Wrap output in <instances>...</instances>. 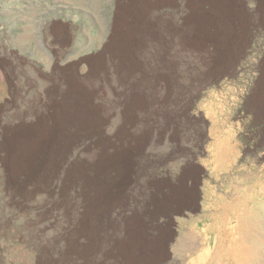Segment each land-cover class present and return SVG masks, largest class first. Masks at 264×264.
I'll use <instances>...</instances> for the list:
<instances>
[{
  "label": "bare ground",
  "instance_id": "6f19581e",
  "mask_svg": "<svg viewBox=\"0 0 264 264\" xmlns=\"http://www.w3.org/2000/svg\"><path fill=\"white\" fill-rule=\"evenodd\" d=\"M171 1L120 0L108 44L86 73L66 68L46 96L28 101L24 110L0 105V253L3 242L12 241L36 253L33 264H147L162 250L163 237L152 226L151 210L186 190L177 181L179 190H151L150 210L128 205L115 210L120 176L126 169L138 173L145 166L136 146L141 133L133 129L125 141L111 145L107 127L122 110L133 124L154 125L169 118L190 88L193 92L203 86L202 76L216 64L210 49L174 34L169 14L158 21L159 7L173 8ZM191 1L196 9L184 7L190 34L196 28L215 38L217 7L205 12V0ZM11 71L1 68L0 83H18ZM14 94L13 102L22 99L18 90ZM7 115L13 117L4 122ZM151 129L146 135L156 137ZM253 190L255 209L264 191ZM9 213L33 218L15 232ZM256 244L243 251L237 246L233 259L241 262Z\"/></svg>",
  "mask_w": 264,
  "mask_h": 264
},
{
  "label": "rangeland",
  "instance_id": "374dc122",
  "mask_svg": "<svg viewBox=\"0 0 264 264\" xmlns=\"http://www.w3.org/2000/svg\"><path fill=\"white\" fill-rule=\"evenodd\" d=\"M205 1L203 11L217 7L219 14V1ZM119 2L0 0V72L1 68H10L18 81L0 83V105L12 104L24 110L28 101L46 96L55 77L66 68L86 73L108 44ZM191 3L171 1L182 16L174 29L185 38L191 37L194 44L210 49L216 64L202 76L203 86L193 92L190 88L183 101L169 112V118L158 120V124H133L126 110L115 112L120 116L113 117L107 127L111 145L125 141L137 129L142 137L138 135L136 146L145 167L138 173L133 169L123 172L116 187L121 193L115 190L113 204L115 210L127 205L150 210L151 190H179L180 181L186 193L151 210L152 226L158 227L164 243L147 264H264V192L257 197L261 206H252L253 189L264 191V97L259 96L264 82L257 81L263 76L246 80L254 77L257 67L243 64L239 71L245 80L219 82V25L215 26V38L196 28L194 35L190 34L184 7L192 12L196 7ZM173 8L159 7L158 21L170 16ZM252 54L242 59L247 62ZM15 88L22 102H13ZM11 117L7 115L4 122ZM150 128L156 137L146 135ZM2 202L0 193V206ZM8 215L13 218L11 228L15 232L21 230L25 219L33 218L32 214L25 219L14 213ZM254 241L255 251L244 254L241 262L233 259L237 246L242 251L251 249ZM2 246L0 264H33V250L12 241H4Z\"/></svg>",
  "mask_w": 264,
  "mask_h": 264
},
{
  "label": "crops",
  "instance_id": "0c3cea01",
  "mask_svg": "<svg viewBox=\"0 0 264 264\" xmlns=\"http://www.w3.org/2000/svg\"><path fill=\"white\" fill-rule=\"evenodd\" d=\"M180 17L174 7L171 27H177ZM249 53H253L252 59L245 62L242 58ZM243 64L257 67L254 77L246 80L256 81V75L261 74L263 78L257 81L264 82V0H219V82L245 80L239 71ZM261 92L259 96L264 97V90Z\"/></svg>",
  "mask_w": 264,
  "mask_h": 264
}]
</instances>
